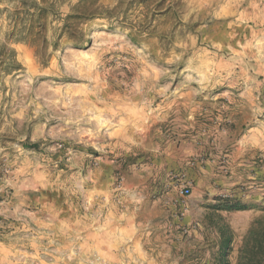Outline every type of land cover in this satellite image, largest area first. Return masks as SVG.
<instances>
[{
  "label": "rangeland",
  "instance_id": "obj_1",
  "mask_svg": "<svg viewBox=\"0 0 264 264\" xmlns=\"http://www.w3.org/2000/svg\"><path fill=\"white\" fill-rule=\"evenodd\" d=\"M96 1L0 0V264H264V0Z\"/></svg>",
  "mask_w": 264,
  "mask_h": 264
},
{
  "label": "trees",
  "instance_id": "obj_2",
  "mask_svg": "<svg viewBox=\"0 0 264 264\" xmlns=\"http://www.w3.org/2000/svg\"><path fill=\"white\" fill-rule=\"evenodd\" d=\"M47 8L44 6H35V10L31 15L28 23V27L25 30H19L17 27L11 35V39L15 41H26L28 36L36 38L41 30L42 26L47 22ZM96 15H100L99 6L96 0H81L79 6H77L71 13H69L64 19L63 34L71 38L76 46H81L83 43L80 33V25L83 21L93 18ZM25 34V35H24ZM35 42V41H34ZM36 147L37 145H31ZM230 208H236L235 205L227 203Z\"/></svg>",
  "mask_w": 264,
  "mask_h": 264
},
{
  "label": "crops",
  "instance_id": "obj_3",
  "mask_svg": "<svg viewBox=\"0 0 264 264\" xmlns=\"http://www.w3.org/2000/svg\"><path fill=\"white\" fill-rule=\"evenodd\" d=\"M222 150L223 149H221V151ZM246 150H254L255 153H259V156H264V139H257V141L251 143L250 148H248L245 141H243V143H240L236 147V149H233V152L237 153V156H234L232 163H230L229 165L234 170H238L241 172L239 174L235 173L234 176L224 177L222 184L225 188L233 189L234 191L238 190V186L240 185H246V188H248V190L246 191L247 195L242 200H239L240 198H237L236 195H234L233 199H229L234 203L238 201H251L250 199L252 197L258 199L262 196V194H264L262 193L264 192V182H258L255 180L257 176H264V163H253L251 160L247 161L244 159V157H240V155L242 156V154L245 153ZM200 175L201 179H204L207 176L206 174ZM254 186H256V188ZM213 202H219V199H214Z\"/></svg>",
  "mask_w": 264,
  "mask_h": 264
},
{
  "label": "built area",
  "instance_id": "obj_4",
  "mask_svg": "<svg viewBox=\"0 0 264 264\" xmlns=\"http://www.w3.org/2000/svg\"><path fill=\"white\" fill-rule=\"evenodd\" d=\"M179 192H180V194H182V195H187V194L190 193V187H189V186H186V185H181V186L179 187ZM223 196H224V197H229V195H227V194H224Z\"/></svg>",
  "mask_w": 264,
  "mask_h": 264
}]
</instances>
